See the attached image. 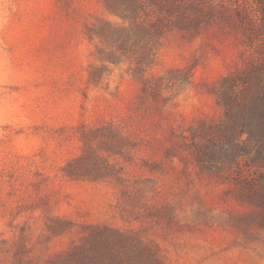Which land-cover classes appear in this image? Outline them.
<instances>
[{
  "label": "rangeland",
  "instance_id": "374dc122",
  "mask_svg": "<svg viewBox=\"0 0 264 264\" xmlns=\"http://www.w3.org/2000/svg\"><path fill=\"white\" fill-rule=\"evenodd\" d=\"M106 1L0 0V264L95 225L166 264H264V201L239 182L264 190V0H185L148 87L133 45L88 36L123 23Z\"/></svg>",
  "mask_w": 264,
  "mask_h": 264
},
{
  "label": "trees",
  "instance_id": "16d2710c",
  "mask_svg": "<svg viewBox=\"0 0 264 264\" xmlns=\"http://www.w3.org/2000/svg\"><path fill=\"white\" fill-rule=\"evenodd\" d=\"M106 4L122 17L123 23L106 22L98 31L88 29V36L92 38L95 34L100 41L109 42L116 56L125 52L128 44L133 45L136 48V67L142 83L148 87L152 78L147 77L146 73L154 64L165 34L185 21L188 6L191 7L192 3L185 0H107ZM150 4L157 5L159 15H151ZM160 10H165L166 16ZM239 178L246 192L252 198L258 196L257 200L262 204L264 190L256 188L260 181L256 178L252 180L245 171L239 172ZM24 253L23 247L16 250L15 261L11 264H166L154 248L133 234L99 225L91 226L80 242L73 243L65 251L46 258L42 263L25 259Z\"/></svg>",
  "mask_w": 264,
  "mask_h": 264
}]
</instances>
